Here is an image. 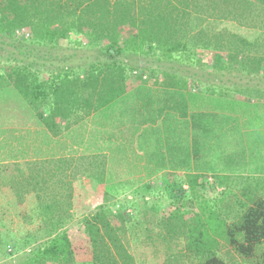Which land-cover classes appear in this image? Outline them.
I'll return each mask as SVG.
<instances>
[{"label": "trees", "instance_id": "1", "mask_svg": "<svg viewBox=\"0 0 264 264\" xmlns=\"http://www.w3.org/2000/svg\"><path fill=\"white\" fill-rule=\"evenodd\" d=\"M262 134L264 0H0V193L24 209L0 264H135L138 211L189 264H264ZM85 179L100 203L74 197Z\"/></svg>", "mask_w": 264, "mask_h": 264}, {"label": "rangeland", "instance_id": "2", "mask_svg": "<svg viewBox=\"0 0 264 264\" xmlns=\"http://www.w3.org/2000/svg\"><path fill=\"white\" fill-rule=\"evenodd\" d=\"M77 49V48H75ZM76 56H75V62L80 61L83 59L85 60L87 57L90 56V53L82 49L74 50ZM202 58H206L207 56H201ZM17 134L15 136H21L22 133H24L26 130H16ZM242 131V130H241ZM257 136V135H256ZM264 136V134H262ZM264 138V137H263ZM258 142H262L260 140V136L257 137ZM14 144V148L17 149L19 146L16 143ZM259 145V144H258ZM261 146V143L260 145ZM81 151H78L80 153ZM81 154V153H80ZM74 156V155H72ZM29 160V159H27ZM1 161V156H0ZM69 176V174H67ZM71 179V178H70ZM69 179V180H70ZM72 181V179H71ZM83 186L85 189V194L83 191L79 189L74 190V197L78 195H82L84 199H82V202L84 203H92V204H98L101 201L102 198V190H103V183L101 182L96 186L95 189L91 188V184L88 180H83ZM185 189V187L183 188ZM222 193V190L220 189H214L213 191H205L202 193L204 198L206 199H213L214 197L220 196ZM133 196L130 194L127 195V199H131ZM18 199L13 197V195L6 190L5 187H2V192L0 193V221L3 222L6 226L10 227L14 233H16V236L19 237L20 231L24 232L23 224L21 223V220L18 221V218L20 217L19 213H21L24 209L21 206L19 207ZM158 204L161 207L160 213L158 214L159 217H161L162 214H164L168 207V197L166 194H162L160 198H158ZM229 203H224L228 205L233 204L232 197L228 199ZM26 203V201H25ZM80 203V200H77V202L74 201L71 212L74 213V209L77 206V204ZM24 205V204H23ZM28 206V204H25ZM243 205H240L238 203L237 209H240V207ZM241 210V209H240ZM242 210L244 211L245 208L243 207ZM131 209H128L127 212L130 214ZM20 222V223H19ZM18 233V234H17ZM145 232L143 228V219H142V212L138 211L135 214V217L133 216V221L131 225L128 226L126 233L123 235L122 240L123 243L127 246L128 250L132 253L135 259V264H189L187 261V255L183 251L181 247V243L179 246H174L173 244L169 243L167 245L162 244L160 241L158 243H155L154 246L148 245L149 241L145 237ZM74 253L77 259H81L84 261H87L89 259V248L87 245V242L80 238L79 233L74 234ZM219 256L217 257L221 258L223 261H227L228 264H260L258 260L259 254H255L254 256H251L249 258L239 257L233 251H231L228 248H221L219 250ZM168 255L170 257H168ZM167 256V257H166ZM225 260H224V259ZM226 264V263H225Z\"/></svg>", "mask_w": 264, "mask_h": 264}, {"label": "built area", "instance_id": "3", "mask_svg": "<svg viewBox=\"0 0 264 264\" xmlns=\"http://www.w3.org/2000/svg\"><path fill=\"white\" fill-rule=\"evenodd\" d=\"M16 36H25L28 37V34L26 33V31L24 29L18 30L15 32Z\"/></svg>", "mask_w": 264, "mask_h": 264}]
</instances>
